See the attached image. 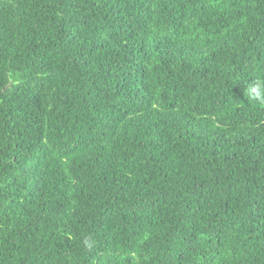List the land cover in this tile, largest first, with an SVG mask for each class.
<instances>
[{"label": "trees", "instance_id": "trees-1", "mask_svg": "<svg viewBox=\"0 0 264 264\" xmlns=\"http://www.w3.org/2000/svg\"><path fill=\"white\" fill-rule=\"evenodd\" d=\"M264 0H0V264H264Z\"/></svg>", "mask_w": 264, "mask_h": 264}, {"label": "clouds", "instance_id": "clouds-1", "mask_svg": "<svg viewBox=\"0 0 264 264\" xmlns=\"http://www.w3.org/2000/svg\"><path fill=\"white\" fill-rule=\"evenodd\" d=\"M247 92L251 98L264 103V82L257 80L248 87Z\"/></svg>", "mask_w": 264, "mask_h": 264}]
</instances>
